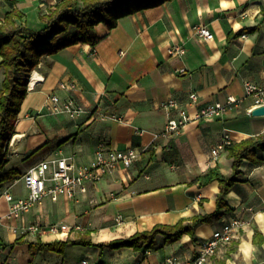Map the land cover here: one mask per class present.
Listing matches in <instances>:
<instances>
[{"label": "crops", "instance_id": "1", "mask_svg": "<svg viewBox=\"0 0 264 264\" xmlns=\"http://www.w3.org/2000/svg\"><path fill=\"white\" fill-rule=\"evenodd\" d=\"M61 1L0 0V18L17 9L23 14L19 23L41 29L46 24L41 13ZM263 7L264 0H159L157 5L121 16L113 28L96 25L101 38L94 46L79 42L43 54L28 77V93L14 133L18 134L13 142H18L16 151L28 155L44 149L39 161L75 153L79 162H87L102 144L137 148L142 155L131 167L121 166L89 184L88 191L76 199H46L22 218H5L0 222V264H81L83 260L89 264H159L170 254L191 258L202 241L235 218L242 225L228 242L218 245L206 264L264 262L262 150L257 156L263 162L242 161L238 180L223 195L226 206L221 216L199 225L195 235L185 233L173 242L158 235L154 247L146 251L71 242L63 253L40 250L33 254L29 249V242L38 240L107 242L217 210L219 181L202 183L200 179L215 166L226 176L233 173L228 147L218 159L212 154L226 134L238 142L264 131V114L246 112L251 98L213 120L190 121L171 139L155 134L165 128L170 115H177L175 108L169 113L162 106L171 98L195 114L197 107L189 105L192 92L198 94V106H203L225 102L229 95L243 96L245 80L263 81ZM201 25L213 31L212 39L198 34ZM243 29L244 33L237 34ZM4 77L0 65V89ZM33 77L35 85L30 88ZM61 80L74 82L75 89H61ZM52 92L74 98L88 111L77 119L46 113L47 96ZM33 164L20 169V174ZM9 190L16 197L28 195L20 177ZM8 208L7 200L0 198V214L5 215ZM34 222L66 224L68 229L60 233L22 230Z\"/></svg>", "mask_w": 264, "mask_h": 264}, {"label": "trees", "instance_id": "2", "mask_svg": "<svg viewBox=\"0 0 264 264\" xmlns=\"http://www.w3.org/2000/svg\"><path fill=\"white\" fill-rule=\"evenodd\" d=\"M132 3L135 5L128 7ZM158 3L159 0H62L48 12L41 13L40 17L46 24L37 30L18 22L23 14L17 9L7 12L3 20L0 18V56L3 58L0 65L5 74L0 89V190L18 173L17 169L8 167L9 141L15 133L18 114L28 93V77L38 64L39 58L43 54L55 53L79 42L94 46L101 38L96 32V25L103 23L108 28H113L121 16ZM261 14L264 20V7ZM245 30L237 34H242ZM258 150L264 151V131L228 146V155L233 160V173L230 176L222 174L217 166L201 176L202 183L215 179L219 181L221 193L218 208L213 213L195 215L189 221L184 218L174 225L157 224L151 230L107 242L92 243L68 239L46 243L38 240L29 242V249L33 254L40 250L63 253L66 244L71 242L94 244L102 249L127 246L146 251L154 247L158 235H162L165 242L176 241L185 233L195 235L199 225L221 216L226 206L223 195L238 180L242 161L250 159L263 162L257 156Z\"/></svg>", "mask_w": 264, "mask_h": 264}, {"label": "built area", "instance_id": "3", "mask_svg": "<svg viewBox=\"0 0 264 264\" xmlns=\"http://www.w3.org/2000/svg\"><path fill=\"white\" fill-rule=\"evenodd\" d=\"M197 32L206 39L214 37L213 31L206 25L199 26ZM178 51L182 52L183 50L179 49ZM58 86L61 89L73 90L76 84L61 80ZM244 90L243 96L229 95L225 102H210L203 106H198V94L192 92L189 105L197 107L195 114H191L188 106H181L174 98L165 101L162 104L163 108L169 113L175 108L177 115H170L165 128L156 133L155 137L171 139L178 135L190 121L213 120L234 106H241L247 98H251L252 102L246 108V112L252 114L255 108L264 105V74L261 83L245 80ZM46 108L52 114H66L73 119L81 117L88 111L83 104L74 98L62 97L56 92L47 96ZM232 143L229 134H226L223 140L212 150L213 158L218 159L222 150ZM141 155L142 151L137 148H119L101 144L87 162H79L75 153L70 155L59 154L43 159L30 166L20 176V180L28 189L27 196L16 197L9 188L0 191V198L4 197L9 203L7 213L5 215L0 214V222L5 218H22L34 206L41 204L46 199L52 201H57L61 197L76 199L88 191L89 184L96 183L115 173L121 166L131 167L140 159ZM242 223L238 218L224 223L222 228L215 230L209 238L200 243L196 254L191 258H182L176 254H170L159 264H206L209 257L216 252L218 245L221 242H228L233 236L234 229L240 227ZM44 229L60 233L67 230L68 226L57 223L44 225L35 222L22 226L23 231L31 233H38ZM81 264H89V261L83 260Z\"/></svg>", "mask_w": 264, "mask_h": 264}, {"label": "rangeland", "instance_id": "4", "mask_svg": "<svg viewBox=\"0 0 264 264\" xmlns=\"http://www.w3.org/2000/svg\"><path fill=\"white\" fill-rule=\"evenodd\" d=\"M134 5V3L130 4L128 7L132 8ZM46 113H50L48 110L45 111ZM52 114V113H51ZM38 116V115H37ZM36 116V117H37ZM13 137V136H12ZM11 137L10 141H9V149H8V154H9V157H10V160L12 161V166L10 168H15L17 169L18 173L17 175L14 177V179L11 181L12 184H14L18 179L19 177L21 176L20 172L21 170L20 169H23V167L27 166V165H31L33 163H36L38 162L40 159H41V156L44 155V149H41V150H31L29 152L28 155H22L21 153L17 152L18 149H16L18 147V142L17 143H13V138ZM20 145V144H19ZM17 150V151H16ZM55 156V155H53ZM52 156V157H53ZM25 157V158H24ZM21 162V163H20ZM20 163V164H18ZM17 164H18V167H17ZM20 174V176H19ZM18 178V179H17ZM17 179V180H16ZM7 183L9 182H6L4 185H3V188L7 185ZM12 184H8V186L6 188H10L12 186ZM2 188V189H3Z\"/></svg>", "mask_w": 264, "mask_h": 264}, {"label": "water", "instance_id": "5", "mask_svg": "<svg viewBox=\"0 0 264 264\" xmlns=\"http://www.w3.org/2000/svg\"><path fill=\"white\" fill-rule=\"evenodd\" d=\"M253 115H263L264 114V105L257 107L253 110Z\"/></svg>", "mask_w": 264, "mask_h": 264}, {"label": "bare ground", "instance_id": "6", "mask_svg": "<svg viewBox=\"0 0 264 264\" xmlns=\"http://www.w3.org/2000/svg\"><path fill=\"white\" fill-rule=\"evenodd\" d=\"M34 85H35V77L31 78L30 83H29L30 88H33ZM17 137H18V134L13 135V142L16 140Z\"/></svg>", "mask_w": 264, "mask_h": 264}]
</instances>
